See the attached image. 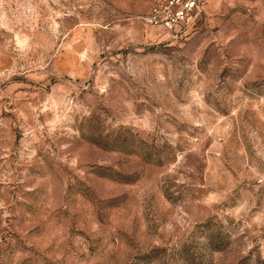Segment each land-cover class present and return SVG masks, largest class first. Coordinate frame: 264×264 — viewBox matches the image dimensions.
<instances>
[{"label": "rangeland", "instance_id": "374dc122", "mask_svg": "<svg viewBox=\"0 0 264 264\" xmlns=\"http://www.w3.org/2000/svg\"><path fill=\"white\" fill-rule=\"evenodd\" d=\"M0 0V264H264V0Z\"/></svg>", "mask_w": 264, "mask_h": 264}, {"label": "built area", "instance_id": "2783aa9c", "mask_svg": "<svg viewBox=\"0 0 264 264\" xmlns=\"http://www.w3.org/2000/svg\"><path fill=\"white\" fill-rule=\"evenodd\" d=\"M204 3L206 0H163L139 17L146 24L173 31Z\"/></svg>", "mask_w": 264, "mask_h": 264}]
</instances>
